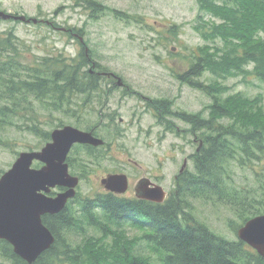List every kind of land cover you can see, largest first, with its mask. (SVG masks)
Segmentation results:
<instances>
[{
	"label": "trees",
	"instance_id": "trees-1",
	"mask_svg": "<svg viewBox=\"0 0 264 264\" xmlns=\"http://www.w3.org/2000/svg\"><path fill=\"white\" fill-rule=\"evenodd\" d=\"M196 2L192 27L203 43L189 68L176 77L210 102L199 113L173 112L190 125L200 143L193 171L179 176L173 194L155 208L103 194L76 193L51 221L42 217L54 242L32 264H156L145 254L149 250L157 264H264V256L244 242L227 241L193 215V201L225 205L239 220L234 227L229 222L236 233L246 221L264 214V167L253 171V187H236L231 177L232 164L247 166L264 159L263 97L229 93L225 83L240 77L247 84L249 76L264 83V0ZM82 3L91 18L106 13L124 20L135 17L96 0ZM171 29L177 34L180 27ZM18 45L11 30L0 32V131L22 126L40 140L38 147L28 149L32 151L50 141L53 129L66 125L64 118L84 131L105 127L102 113L93 107L104 105L108 94L100 82L109 78L93 50L81 45L74 57L42 56L27 64ZM168 101H154L158 121L169 114ZM37 105L62 119L44 130L35 116ZM89 113H96V124L90 125ZM101 148L74 146L66 159L70 173L85 178L87 167L103 159ZM4 172L0 170V176ZM128 228L139 230L140 236L130 237ZM0 264L27 263L0 240Z\"/></svg>",
	"mask_w": 264,
	"mask_h": 264
},
{
	"label": "rangeland",
	"instance_id": "rangeland-1",
	"mask_svg": "<svg viewBox=\"0 0 264 264\" xmlns=\"http://www.w3.org/2000/svg\"><path fill=\"white\" fill-rule=\"evenodd\" d=\"M96 1L135 17L124 20L106 13L99 14L96 19L91 18V11L84 8L82 0H0V10L36 20V23L0 20V32L11 30L15 34L20 56L27 64L42 56L74 57L80 46L85 45L87 50H93L107 72L117 76L121 87L125 83L127 91L136 92L126 98H121L124 95L119 92L112 94L106 108L119 112L117 122L121 131L115 135L105 127L98 129L110 148L101 149L104 158L87 167L86 178L76 188L78 193L93 197L102 192L100 180L111 171L129 174L132 184L139 177L153 173L164 178L163 185L171 189L173 175L177 173L182 158L192 154L198 143L194 142L196 138L191 134L177 138L176 135L163 133L162 128L155 126L152 112L140 102L139 94L152 99H172L175 110L189 113L199 112L210 102L203 93L179 83L181 81L176 77L177 73L189 68L193 54L203 43L192 27L197 2ZM174 25L180 27L177 34L175 29H171ZM109 81L113 79L109 78ZM247 81L250 83L234 77L225 83L230 87L229 93L242 92L249 97L260 94L264 104V83L252 76ZM101 108L93 107L98 112ZM35 110V116L44 130H50L62 119L59 113L49 115L38 105ZM95 115L89 113L90 125L96 124ZM120 117L122 122L118 121ZM63 120L68 125L72 119ZM174 122L179 128H185L181 122ZM21 127L12 126L0 131V170L9 169L20 152L39 146L40 140ZM263 167L264 159L247 166L232 164L231 177L235 186L253 187V171L261 172ZM193 215L218 236L227 241L237 240L232 228L239 224V220L229 207L197 200L193 201ZM230 221L233 227H230ZM127 232L132 238L141 234L134 228H128ZM145 254L157 264V257L150 250Z\"/></svg>",
	"mask_w": 264,
	"mask_h": 264
},
{
	"label": "water",
	"instance_id": "water-1",
	"mask_svg": "<svg viewBox=\"0 0 264 264\" xmlns=\"http://www.w3.org/2000/svg\"><path fill=\"white\" fill-rule=\"evenodd\" d=\"M10 18L36 23L35 19L0 11V20ZM50 138L51 141L40 150L21 152L0 177V240L9 243L14 254L27 264H32L54 242L51 232L42 224L41 217L59 213L76 194L79 179L69 173L66 163L72 146L97 147L103 144L91 132L69 125L53 130ZM34 162L42 166L34 168ZM100 184L105 190L118 194L124 193L128 187L124 174H109L101 179ZM55 188L64 190L55 197L48 196ZM136 191L137 197L142 200L158 203L164 200V191L159 186L148 189L141 182ZM237 238L258 255L264 256V214L249 219L239 227Z\"/></svg>",
	"mask_w": 264,
	"mask_h": 264
},
{
	"label": "flooded vegetation",
	"instance_id": "flooded-vegetation-1",
	"mask_svg": "<svg viewBox=\"0 0 264 264\" xmlns=\"http://www.w3.org/2000/svg\"><path fill=\"white\" fill-rule=\"evenodd\" d=\"M7 13H11L12 12H7ZM15 14V13H13ZM8 21H14L13 19H10ZM102 73H105V76L107 78H112L113 81H102L100 82L103 86H104V89L103 91L106 92L108 94V96L106 98H103V102H104V105L102 106L101 108V112L102 115H103V119H101V124L105 125V128H109L110 131H113L114 133H118L121 131V129L119 128V123L117 122V117L120 116L119 112L116 111V110H109L108 108H106V105L108 106L109 104V101L111 99V96L112 94H114L115 92H119L120 95H124V97H121V98H126L128 97L127 95L129 94H136V92H130V91H127L128 90V87L126 86V84L124 83L123 86L124 87H121V86H118L117 85V76L111 72H102ZM109 73V75H108ZM181 83V82H179ZM182 84V83H181ZM184 84V83H183ZM144 95L143 94H139V100L142 104L145 105V108H147L149 111L152 112V115H153V118H154V122H155V126L156 127H159V128H162L163 129V133L165 134H171V135H176L177 138H182V137H186L190 134H193V132H191V129H190V125L186 122H183L175 117H173V112H184V111H179V110H175V106H174V101L172 99H168V98H147V97H143ZM138 98V97H137ZM169 100L167 103H168V106H169V114L167 115L166 118L158 121V118H157V115H158V108H157V103H154L155 100ZM106 109H108V111L106 112ZM105 110V111H104ZM189 113V112H188ZM112 117V121H109V118ZM119 122H122L121 121V117L118 119ZM174 121H178V122H181L185 128H179L176 123ZM100 124V125H101ZM102 127L99 128L98 126V129L101 130ZM97 130H92L93 134L94 135H98L99 136V132ZM193 137H195L196 139L194 140V142H197V146L194 150V152L188 156H185L182 158V163L180 165V167L178 168L177 170V173L173 175V186L171 189H174L175 187V183H176V180L178 179L179 176L185 174V173H190L191 171H193V155L195 152H198L199 148H200V143L198 142V138L196 135L193 134ZM86 146V145H85ZM104 149L106 148H110L108 145H104ZM103 158H104V155H103ZM109 174H125V173H121L119 171H111L110 173L106 174V175H109ZM105 175V176H106ZM126 177H127V181H128V188L127 190L125 191V193L123 194H114V193H111V192H107L103 189V191L100 193V194H103V195H107V196H111V197H116V198H119V199H122L126 202H130V203H133V204H138V203H144L146 206L147 205H150L151 204V208H155L158 204V202H154V201H145V200H142L140 198L137 197V186L139 185V183L141 182H144L145 186L148 188V189H153L157 186H160L162 188V190L164 191L165 193V200L168 199V197H170V195L173 194V192L171 191V189H168L167 187H165L163 185V181H164V178L161 179L159 178L156 174H153V173H150V174H146L145 176H141L138 178L137 181H135L134 184H132L133 182H131V177L130 175L128 174H125ZM104 176V177H105ZM133 185V186H132ZM59 191H54V192H51L49 195L51 197H54L55 194H57ZM55 193V194H53ZM48 218L50 219L51 221V217H53V215H50V214H46L44 215V218ZM48 219L46 221H48Z\"/></svg>",
	"mask_w": 264,
	"mask_h": 264
}]
</instances>
